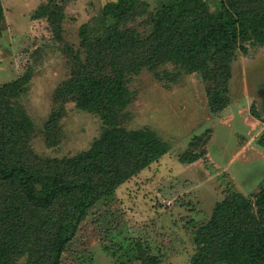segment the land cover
I'll return each instance as SVG.
<instances>
[{"label": "trees", "instance_id": "trees-1", "mask_svg": "<svg viewBox=\"0 0 264 264\" xmlns=\"http://www.w3.org/2000/svg\"><path fill=\"white\" fill-rule=\"evenodd\" d=\"M57 5L41 3L33 18L46 17L61 38L64 12ZM6 24L0 0V33ZM80 36L77 49L63 45L70 73L54 91L57 109L41 133L54 144L60 107L76 101L103 121L88 149L40 154L32 144L38 128L22 102L31 76L0 84V264L23 257L25 264H63L91 207L171 149L155 128L127 125L136 98L132 74L169 63L173 68L156 71L167 83L197 73L210 111H223L231 102L238 50L264 46V0H159L152 9L142 0H109L95 22L82 24ZM259 141L264 146V133ZM206 153L187 150L179 159L200 162ZM192 240L186 264H264V181L251 195L232 190L218 200ZM138 245L142 264H164L161 255Z\"/></svg>", "mask_w": 264, "mask_h": 264}, {"label": "rangeland", "instance_id": "rangeland-1", "mask_svg": "<svg viewBox=\"0 0 264 264\" xmlns=\"http://www.w3.org/2000/svg\"><path fill=\"white\" fill-rule=\"evenodd\" d=\"M48 1L2 0L7 24L0 33V84L30 75L22 102L38 128L32 139L35 150L44 156H73L100 135L99 115L69 101L60 107L56 142L49 145L41 130L57 109L56 87L70 73L63 45L77 49L82 24L95 22L109 0H54L64 12L61 38L46 17L33 18L36 8ZM142 1L151 9L159 2ZM233 66L231 102L216 114L197 73L167 83L156 71L173 68L169 63L131 75L136 98L127 125L155 128L171 149L91 207L64 250L63 264H142L138 244L161 255L164 264H186L194 250L193 233L216 202L232 190L251 195L260 189L264 46H251L247 53L238 50ZM187 150L207 155L200 162H182L179 156ZM25 258L17 264H25Z\"/></svg>", "mask_w": 264, "mask_h": 264}]
</instances>
